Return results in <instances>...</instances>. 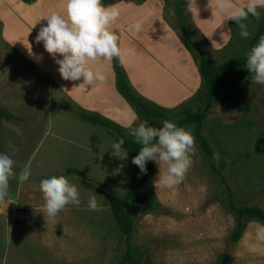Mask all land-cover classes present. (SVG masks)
Wrapping results in <instances>:
<instances>
[{"label":"rangeland","instance_id":"1","mask_svg":"<svg viewBox=\"0 0 264 264\" xmlns=\"http://www.w3.org/2000/svg\"><path fill=\"white\" fill-rule=\"evenodd\" d=\"M258 11L259 21L252 16L242 21L249 33L264 21V9ZM164 12L169 20H175L169 5H165ZM191 28L189 24L192 41L206 50L204 41ZM233 31L234 39L229 46L218 53L209 51L215 62L244 49L245 38L240 36L241 30L236 24ZM239 87L244 102L239 104L249 106L252 111H236L237 103L227 100L236 94L226 91L208 112L210 116L205 119L202 133L209 140L215 135L216 147L210 142L220 156L224 157L222 152L228 145L230 150L240 151L251 159L261 131L264 138V85L256 83L249 73L242 77ZM0 108L14 116L0 121V154H7L15 161L17 176L26 165L31 170L29 180L24 183L10 178V204L0 205V264H113L119 261L127 249L125 238L117 233L105 190L96 182L116 190L120 196L125 194L136 171L130 152L124 149L127 158L123 160L114 156L112 134L81 120L79 111L51 81L1 43ZM241 114L252 124H258L260 130L256 134L254 128L241 123L239 127L244 134L232 136L228 141L222 125L227 118L234 121ZM184 128L192 130L191 125ZM191 160L184 181L173 188L156 184L159 166L153 162L150 186L159 203V212L150 213L137 204L129 209L135 221L130 244L142 249L143 261L222 264L218 256L231 252L235 246L228 241L232 216L221 201L217 198L213 201L210 195L213 180L196 146ZM69 168L80 171L91 181L73 173L66 174ZM165 171L160 168L161 174ZM61 175L78 188L80 204L67 205L55 218H49L42 209L39 184L43 179ZM92 195L102 210H88Z\"/></svg>","mask_w":264,"mask_h":264},{"label":"crops","instance_id":"2","mask_svg":"<svg viewBox=\"0 0 264 264\" xmlns=\"http://www.w3.org/2000/svg\"><path fill=\"white\" fill-rule=\"evenodd\" d=\"M244 2L245 0H234L237 5ZM197 4L198 16L189 13L191 30L204 41L210 52H221L231 42V33L230 38L226 34L230 20L223 21L226 13L217 12L215 0H197ZM113 5L116 6L119 16L109 26V31L119 37L118 46L122 55L118 60L133 89L144 99L165 108L177 106L194 96L200 86L197 66L179 41L176 31L168 23L169 19L164 12L166 0H144L142 4L121 0ZM64 10L65 0H36L33 4H25L20 0H0V43L51 81L79 113H96L128 129L125 125L132 119V115L129 112L130 107L116 93L112 60L89 61L88 67L94 72L100 71L105 79L103 82L80 87L84 83L83 77L76 81L63 80L53 57L45 52L43 42L36 43L37 33L47 24L46 18L53 12L63 15ZM137 25L140 26L138 31ZM55 59L62 57L57 56ZM251 122L242 114L234 121L227 118L222 125L226 139L229 141L232 136L240 137L244 134L239 127L241 123L254 128L257 134L260 130L256 126L258 124ZM133 126H137L136 120ZM262 136L261 131L257 135L259 143H255L256 151L251 159L246 158L240 151L230 150L228 145L222 155L230 162L229 183L235 197L247 201H244L246 204L264 208ZM210 140L216 147L214 134L210 136ZM155 164L154 162V166ZM210 185V195L215 201L216 186L213 182ZM257 223L250 221L246 224L232 251L218 256L219 262L264 264V242L255 239Z\"/></svg>","mask_w":264,"mask_h":264},{"label":"clouds","instance_id":"3","mask_svg":"<svg viewBox=\"0 0 264 264\" xmlns=\"http://www.w3.org/2000/svg\"><path fill=\"white\" fill-rule=\"evenodd\" d=\"M186 4L185 11L197 17V0H186ZM215 7L218 13H226L223 21L235 22L241 30L240 36L247 39L250 33L242 21H246L249 16L259 21L258 9H264V0H245L242 5H237L234 0H215ZM118 16L116 6H105L102 0H65L64 14L51 13L46 18V26L41 27L37 33L35 41L38 44L43 42L45 52L53 57L63 80L76 81L83 77L84 83L80 87L103 82L104 75L100 71H92L88 62L110 61L114 57H121L119 37L109 31V26ZM139 28L137 25L136 30ZM230 33L231 28L226 33L229 38ZM28 47L30 48L29 45ZM57 56L62 59H55ZM245 67L256 83L264 85V35L246 53ZM129 112L132 119L125 126L129 129V135L141 146L131 163L146 174L147 162L153 161L159 166L156 184L166 188L179 186L192 165L191 154L194 153L195 144L191 132L167 120L159 128L150 126L146 120L134 127L133 123L138 116L131 108ZM124 143L121 138L112 144L113 155L122 160L127 158V151L122 147ZM14 164L15 161L7 154H0V205L10 204V178L24 183L31 176L28 165L17 176ZM161 167L166 169L163 174L160 172ZM39 191L42 194V209L49 218H55L67 205L80 204L78 188L63 175L41 180ZM88 210H102L95 195L89 197ZM255 239L264 242V224H256Z\"/></svg>","mask_w":264,"mask_h":264},{"label":"trees","instance_id":"4","mask_svg":"<svg viewBox=\"0 0 264 264\" xmlns=\"http://www.w3.org/2000/svg\"><path fill=\"white\" fill-rule=\"evenodd\" d=\"M20 1L25 4H33L36 0ZM119 1L121 0H102V4L108 6ZM130 1L135 4H142L144 2V0ZM166 4L171 6L175 17L174 21L169 20L168 23L176 31L179 41L191 55L197 66L200 77L198 91L190 99L174 107L165 108L154 104L141 97L133 89L118 58L114 57L112 59V69L115 90L126 105L137 114V125L146 120L150 126L159 128L162 127V122L167 120L183 128L186 125L192 126L190 132L194 137V144L216 186L215 198L224 204L225 209L233 218V227L229 233L228 241L231 245H234L242 236L248 222L257 221L260 224H264V208L246 204L235 197L229 183L230 162L217 153L206 136L207 134L202 133V129L208 112L212 107L217 105V100L226 91L236 94H233L234 98H228L227 100L235 101L239 111H252L249 106L239 104L244 103L242 100L243 91L239 87V84L242 77L245 74H249L245 67L246 53L257 43L259 37L264 35V21L260 22L259 26L250 33L249 37L243 40L245 41L244 49H240L238 52L231 54L229 58L217 63L210 55L208 46H206L205 50L192 41L189 31V24L192 26V23L190 22L189 13L185 11L187 6L185 0H166ZM234 26L235 22L229 21L231 40L232 38L234 39ZM197 49L203 52V54L199 55ZM13 118L14 116L11 113L0 108V121L3 119L11 120ZM79 118L108 130L114 137L115 142H118L121 138L124 139L125 143L122 147L130 152L132 158L138 154L141 146L129 135L128 129L122 128L96 113L82 111L79 113ZM146 169L147 173L143 174L136 166L134 180L130 182L126 193L121 196L116 190L96 182L101 187L103 186L102 188L105 190L111 216L118 231L117 233L125 238L127 246L120 260L113 264H150L148 259L146 261L141 259V255L143 254L142 249L134 248L130 244L131 233L135 228L134 218L129 213L130 207L133 204H137L144 207L150 213L155 214L157 211L159 212V203L150 186L153 161L147 162ZM72 173L82 179L90 180L75 169H66V174Z\"/></svg>","mask_w":264,"mask_h":264},{"label":"water","instance_id":"5","mask_svg":"<svg viewBox=\"0 0 264 264\" xmlns=\"http://www.w3.org/2000/svg\"><path fill=\"white\" fill-rule=\"evenodd\" d=\"M197 52H198L199 55L203 54V52H201L200 50H197Z\"/></svg>","mask_w":264,"mask_h":264}]
</instances>
